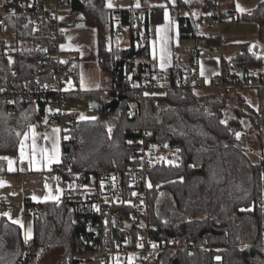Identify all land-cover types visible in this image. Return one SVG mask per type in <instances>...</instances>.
Listing matches in <instances>:
<instances>
[{"label":"trees","instance_id":"16d2710c","mask_svg":"<svg viewBox=\"0 0 264 264\" xmlns=\"http://www.w3.org/2000/svg\"><path fill=\"white\" fill-rule=\"evenodd\" d=\"M28 1L8 0L7 4L22 11ZM69 1L71 10L82 15V22L97 30V56L104 75L96 92L82 91L77 83L74 90L68 89L65 96L73 105L84 102L91 107L97 103L98 116L68 123L64 158L53 172L66 165L69 173L58 176L64 182L88 181L104 173L116 176L124 186L131 167L141 163L139 157L147 153L152 160L148 172L149 220L154 227L151 236L167 248L151 264H264V86L254 90L258 105L251 109L252 114L235 109L229 115V99L219 91L199 94L195 88L200 86L190 87L182 80L164 95H144L128 83L130 75L141 78L151 63L153 29L165 22L166 10L179 12L180 41L197 44L187 71L196 68L201 51L222 52L218 34L209 36L213 27L208 15L215 0H178L177 6L142 0L140 7L131 8H110L107 0ZM232 15L236 22L257 24V41L264 44V1L254 10ZM23 19L7 20L17 34L15 42L0 38L3 158L19 154L30 124L42 122L56 97L51 95L40 103L19 99L11 103L3 97L16 89H37L55 82L57 64L49 56L52 46L47 52L38 47L37 34L23 24ZM115 23L130 30L131 47H109V28L112 36ZM239 47L232 59L222 57V65L249 69L264 65L263 49L257 44L242 43ZM65 60L72 66L71 60ZM71 69L78 79V71ZM151 69L155 81L158 71L153 63ZM239 100L249 106L244 96ZM30 114L33 121L28 118ZM252 129H256L254 138L260 151L256 163L248 155V144L240 140ZM162 149L174 151L178 163L155 159ZM3 158L0 183L8 174ZM69 201L64 196L57 202H27L29 207H39L32 218L34 235L27 241L36 249L34 253L28 252L23 229L4 219L0 226V264H38L56 249L63 250L57 264H94L89 258L94 252L91 228L97 217L87 203ZM111 237L118 238L119 232Z\"/></svg>","mask_w":264,"mask_h":264},{"label":"built area","instance_id":"2783aa9c","mask_svg":"<svg viewBox=\"0 0 264 264\" xmlns=\"http://www.w3.org/2000/svg\"><path fill=\"white\" fill-rule=\"evenodd\" d=\"M23 8L22 11H17L9 4L0 7V38H10L15 42L17 34L12 32L7 20L24 17L23 24L27 28L32 27L38 36L37 46L44 48L46 52L49 47L53 48L49 56L57 64L55 82L53 85L37 89H16L3 97L11 103L16 102L17 99L21 102L40 103L52 98L51 95H56L51 104L53 114L42 131L55 125L68 129V123L80 119L75 113L74 105L65 96L70 92L65 89L66 86L76 87V83L71 66L67 65L63 56L69 44L68 30L82 20L71 10L69 0H29ZM208 22L214 28L234 22V16L224 10L222 0H215L208 15ZM118 34L120 31L116 30L115 35ZM209 36H213V33H209ZM195 56L198 55L195 54ZM151 68L152 62L145 68L143 76L139 79L130 75L129 86L144 95L151 92L157 86ZM18 76L15 72V77ZM156 76H159L158 73ZM168 78L170 88L182 80L190 87L205 86V79L196 68L187 71L180 62H175L170 67ZM262 86H264V65L249 69L224 64L209 85L214 91L223 93L229 101L241 91L255 90ZM148 158V154L143 152L139 157L141 163L131 167L124 186L116 176L102 173L88 181L82 179L74 182V190L80 191L81 196L74 195L71 190L66 192L65 197L69 198L70 204L87 203L86 205L92 208L97 217L98 221L91 228L94 232V238L91 241L94 252L89 259L93 261L92 263L151 264L158 254L167 251L165 246L161 247L151 236L154 227L149 220L148 172L152 166V160ZM69 171L70 168L62 165L56 174L61 177L67 175ZM38 211L39 207L26 205L28 217L34 218ZM110 231L119 232V237H111L113 232L110 233ZM26 246L28 252H36V249L27 241ZM132 255L137 256V263L130 261Z\"/></svg>","mask_w":264,"mask_h":264},{"label":"crops","instance_id":"0c3cea01","mask_svg":"<svg viewBox=\"0 0 264 264\" xmlns=\"http://www.w3.org/2000/svg\"><path fill=\"white\" fill-rule=\"evenodd\" d=\"M155 5L177 6L178 0H150ZM264 0H222L223 8L226 12L238 16L242 13L254 10ZM121 5L118 8L140 7L138 4L142 0H120ZM141 2V3H139ZM233 9V12L231 11ZM180 14H184L180 11ZM167 19L165 22L153 29V38L151 40V62L158 71L156 78L157 86L149 92L167 91L170 88L168 71L174 62H180L184 67L191 68L190 63L194 50L197 48L195 41L185 43L180 41L177 10H166ZM81 14L77 17L81 18ZM116 30L120 34L111 36L112 48L120 47L115 36L121 35V30L126 27L118 24ZM69 44L67 47V59L73 62L72 68L78 71V84L82 91L95 92L102 87L100 79V66L97 56L98 37L97 30L90 27H71L69 30ZM212 33H217L222 44V52L201 51L196 61V69L205 79V86L195 88L201 94L213 93L214 90L209 87L212 80L219 74L222 66V57L232 59L240 50L239 44L256 43L259 34V26L255 23L232 22L218 26ZM125 41L123 42V44ZM228 49L236 50L227 54ZM163 56V61L161 57ZM69 57V58H68ZM164 67L161 68V63ZM189 66V67H188ZM195 68V67H194ZM193 68V69H194ZM99 74L97 75L96 73ZM94 76L98 80H94ZM70 87V91L76 87ZM165 94V93H164ZM154 95V94H153ZM156 95V94H155ZM230 108V107H229ZM228 108V114L233 111ZM95 110V109H94ZM32 114L28 116L31 119ZM33 121V119H31ZM49 120V119H48ZM45 123L33 122L30 124L23 136L20 152L13 157H6L8 174L5 175L0 183V226L5 219L10 223L19 225L23 229L25 242L34 235L33 219L26 214V204L28 201L34 204H43L48 202H57L64 198L66 192L74 189V184L62 181L53 168L62 163L63 143L66 139L67 129L59 125L52 126L46 131H42ZM260 154V153H259ZM252 160L254 153L249 152V157L256 163L260 155ZM3 157H0V160ZM25 165V167H24Z\"/></svg>","mask_w":264,"mask_h":264},{"label":"rangeland","instance_id":"374dc122","mask_svg":"<svg viewBox=\"0 0 264 264\" xmlns=\"http://www.w3.org/2000/svg\"><path fill=\"white\" fill-rule=\"evenodd\" d=\"M8 2V0H0V7L6 5ZM141 3V2H139ZM107 5H111L109 6L110 8H117L120 7L119 5H121L120 0H107ZM141 5V4H138ZM82 22V21H81ZM80 23V22H79ZM75 25L71 26L74 27ZM119 25L117 23L114 24V28L118 29ZM217 27L212 28L213 31L216 30ZM109 47L112 48V38H111V34H112V29L109 28ZM121 35L120 36H115V41H117L120 47H129L130 46V39H131V33L130 30L126 27L124 30H121ZM8 40L10 38H7ZM11 40V39H10ZM125 41V43L123 44V42ZM185 43H189L190 41H184ZM259 46L260 49H263V54H264V44L260 43L259 41H257L256 43ZM253 44V45H254ZM230 52H236V50H230L228 49L227 54ZM64 59H67V55L63 56ZM69 58V57H68ZM97 75L99 74L96 73ZM104 74H100V79L103 78ZM94 80H98V77L94 76ZM65 89H70L69 86H66ZM96 92V91H95ZM165 91L159 90L156 91L152 94H156V95H164ZM198 93V92H197ZM202 92H200L199 94H201ZM240 95L244 96L245 98H247L248 104L249 106H246L244 104H242V102L239 100L240 99ZM232 101V102H231ZM229 101V109H231L233 112L235 109H241L244 110L246 113L248 114H252V108H256L258 105V99H257V93L254 90L251 91H241L239 93H237L234 97H232V100ZM75 108V113H77L79 115V119L80 120H92L97 118L98 114L97 111L92 109L90 107V104H86L84 102L82 103H78L77 105H74ZM53 111H52V107L48 106L47 107V113L46 116L42 119V123L47 122V120L51 117ZM245 126H247V124L245 123ZM256 129H252L250 131H247V133H244L245 135H241L240 140L241 141H245V143L248 144V147L251 149L249 152L254 153V156L252 157V160L254 161L255 158L257 157V155L259 154V143L258 141L254 138ZM155 159L157 160H165L167 163H178V158L176 156V153L174 151H170L169 149H162L161 151H159L156 155H155ZM63 254V250L62 249H56L54 251H52L49 255H46L42 258H40L38 264H57L58 261L61 259ZM130 261L137 263V256L136 255H132L130 256Z\"/></svg>","mask_w":264,"mask_h":264},{"label":"water","instance_id":"95a60500","mask_svg":"<svg viewBox=\"0 0 264 264\" xmlns=\"http://www.w3.org/2000/svg\"><path fill=\"white\" fill-rule=\"evenodd\" d=\"M77 26H78V27H85L86 24H85L84 22H80V23H77ZM153 69H155V68H153ZM91 108H92V109H97V108H98V104H97V103H93V104L91 105Z\"/></svg>","mask_w":264,"mask_h":264},{"label":"snow or ice","instance_id":"6c2138e0","mask_svg":"<svg viewBox=\"0 0 264 264\" xmlns=\"http://www.w3.org/2000/svg\"><path fill=\"white\" fill-rule=\"evenodd\" d=\"M109 6H111V5H109ZM137 6H139V5H137ZM166 19H167V15H166ZM163 56L161 57V60L163 61ZM164 67V63L162 62L161 63V68H163ZM237 136H239V134H237ZM3 159H7V158H3Z\"/></svg>","mask_w":264,"mask_h":264},{"label":"bare ground","instance_id":"6f19581e","mask_svg":"<svg viewBox=\"0 0 264 264\" xmlns=\"http://www.w3.org/2000/svg\"><path fill=\"white\" fill-rule=\"evenodd\" d=\"M14 90V89H13ZM6 94V93H5Z\"/></svg>","mask_w":264,"mask_h":264}]
</instances>
